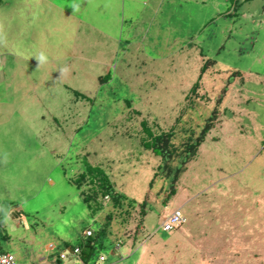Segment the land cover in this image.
I'll use <instances>...</instances> for the list:
<instances>
[{"label":"rangeland","instance_id":"rangeland-1","mask_svg":"<svg viewBox=\"0 0 264 264\" xmlns=\"http://www.w3.org/2000/svg\"><path fill=\"white\" fill-rule=\"evenodd\" d=\"M205 1H161L156 15L166 31L151 10L136 11L147 33L136 39L154 58L148 62L168 65L159 77L168 80L166 92L147 85L152 71L139 75L138 59L122 71L110 66L103 84L76 64L74 75L60 73L58 37L38 20L47 5L1 1L0 253H12L17 264H82L57 253L87 231L94 236L102 222L109 224L106 234L83 264H264V0ZM95 5L88 20L96 19ZM189 38L195 46L189 68L178 69L176 57L186 55L174 48L187 49ZM127 57L121 47L120 60ZM196 80L193 95L188 90ZM143 119L154 134L173 131L167 161L143 148ZM187 150L191 156L179 170ZM85 161L104 170L134 208L113 211L110 198L97 192L95 220L83 199L91 193L88 177L76 181ZM171 185L175 193L165 203ZM175 209L187 221L163 231V218Z\"/></svg>","mask_w":264,"mask_h":264},{"label":"crops","instance_id":"crops-1","mask_svg":"<svg viewBox=\"0 0 264 264\" xmlns=\"http://www.w3.org/2000/svg\"><path fill=\"white\" fill-rule=\"evenodd\" d=\"M33 1L34 5H36V0ZM39 1H42V3L46 4L48 7L45 12H42L43 18L38 17L39 22L42 23L41 27L45 30H54L58 37L55 43L54 55L55 59L59 60L61 64L64 63V65L59 68V70H61L60 73L64 71L67 74L74 75L76 73V68L71 64H76V67L79 69L84 67V71H93V73L89 75L103 84L111 78L109 71L110 66L115 71L120 67V71H122L125 69L124 67L129 69L131 60L138 59L137 62L140 64L135 63L134 66L144 68L143 72H137L139 75L147 77L148 73L145 69L152 71V73L149 74L152 81L147 83V85L150 87L157 86L159 88L158 92L167 91V78L163 79L162 83H160L159 77L163 75V71L169 70L168 65L162 66V64L158 62L149 63L153 61L154 58H149V55L146 53L147 51L143 47L144 44H142L139 39H136H143L147 35L143 27H139L140 19L136 17V11L143 10L145 13V11L148 10L146 13L148 14L151 10L153 14L156 15L161 12L158 8L163 0H37V2ZM179 1L188 3H193V1H195V5L199 3L202 5L207 4L205 0ZM92 3L96 4L95 21L88 20L86 16V12L91 10ZM169 14H172V11H169ZM18 17L20 21L24 20V15ZM45 18H47V20H45ZM49 19L52 21L51 23ZM151 19L161 30L166 31L167 27L158 20V15ZM53 27H55V29ZM126 27H128L127 31ZM137 28H139L141 32L137 36H133ZM189 41L191 45L188 46L187 49H184L182 45L178 44L176 45L177 49L174 48L177 54L186 55L184 60H181L179 56L176 57L178 69L182 67L189 68L188 65L190 64L188 63H190V59L192 58L191 54L195 47L194 39L189 38ZM175 43L176 40H174L173 44ZM125 46L128 50L127 63H125L123 59L122 61L120 60L121 47L124 49ZM36 47L37 49L39 48L38 45ZM50 59L51 58H49V60ZM36 60L38 59L35 58V61ZM115 60L116 63L114 62ZM40 67L41 66H38L34 69ZM85 75L87 76V74ZM165 76L168 75L165 74ZM59 79L62 85L68 86L62 78ZM162 85L163 87H161ZM143 91L145 92L146 89ZM88 206L89 210H91V207L93 208V211H91L95 218V212L99 209L95 198L88 202ZM101 210H103V207ZM112 210L115 211V208L112 207ZM106 212L109 213L108 210ZM81 262L82 264L84 263L82 260Z\"/></svg>","mask_w":264,"mask_h":264},{"label":"trees","instance_id":"trees-1","mask_svg":"<svg viewBox=\"0 0 264 264\" xmlns=\"http://www.w3.org/2000/svg\"><path fill=\"white\" fill-rule=\"evenodd\" d=\"M2 0H0L1 3ZM212 63H215L212 61ZM207 67L206 60L203 62L202 66L200 67V75L205 71ZM233 80V76L230 74L227 79L226 83L220 88L219 94L216 97L217 104L221 102L225 91L227 90L228 83H231ZM199 86L198 80H196L192 86L189 88L188 92L192 93L193 95L196 94V90ZM74 94L81 98H86L87 96L79 91H74ZM188 93L186 94L187 97ZM217 110L214 108L212 114L210 115L209 119H214L215 113ZM213 122H209L203 129L202 133L204 134L210 127H212ZM141 127L142 131L145 134L143 136L142 140V146L144 149L150 150L154 155L159 156L162 160L167 161L171 155L173 154V149L171 144H169V139L173 135V131L168 132H162L160 134H154L148 125L146 120L141 121ZM202 136L200 140H195L191 143L190 146L196 147L202 140ZM191 156L190 150H187L185 156L182 158L181 163L177 165V169H181L182 163L186 162ZM155 176V173L153 175V178ZM88 177V181L90 183V190L91 193L84 195V200L86 202H90L94 199L97 192H100L102 194V197L108 196V199L111 200L112 207L115 208V210H124L127 211L128 209L134 208L133 206L136 204L134 200L128 199L124 194L119 193L114 188L112 182L110 181L108 175L104 170L97 166H93L85 161V169L79 174V177L76 179L77 184L80 183L83 179ZM153 178L150 180L149 185L152 183ZM175 193V188L173 185H171L169 191L166 193L164 197V202L166 203L169 198ZM144 201L141 202V207L143 205ZM143 215L146 214L145 209H141L140 211ZM110 212L108 213L107 217H110ZM109 224L100 225V228L94 233L95 235L86 236V238L82 241H79L75 246H78L80 248L78 257L84 262L88 263L89 258L93 255L94 250L98 246V239L100 237H104L106 234L105 232L108 229ZM64 246H71L67 242L64 243ZM74 246V245H73Z\"/></svg>","mask_w":264,"mask_h":264},{"label":"built area","instance_id":"built-area-1","mask_svg":"<svg viewBox=\"0 0 264 264\" xmlns=\"http://www.w3.org/2000/svg\"><path fill=\"white\" fill-rule=\"evenodd\" d=\"M107 199L108 196H104V199ZM187 221L185 215L180 211V209H175L171 213L167 214L161 223V228L163 231H171L177 228L178 226L184 224ZM91 231H87L86 236H90ZM80 248L78 246H64L62 247L58 253H57V258L60 260H63L67 258L69 254H72L74 256L79 255ZM99 259L101 261L105 260L103 255L99 256ZM0 264H17V261L12 253L4 252L0 253ZM38 264H47L46 262H41Z\"/></svg>","mask_w":264,"mask_h":264}]
</instances>
